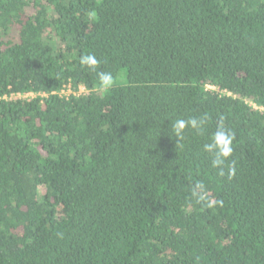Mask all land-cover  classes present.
I'll return each instance as SVG.
<instances>
[{
	"label": "trees",
	"instance_id": "16d2710c",
	"mask_svg": "<svg viewBox=\"0 0 264 264\" xmlns=\"http://www.w3.org/2000/svg\"><path fill=\"white\" fill-rule=\"evenodd\" d=\"M0 264H264V0H0Z\"/></svg>",
	"mask_w": 264,
	"mask_h": 264
},
{
	"label": "clouds",
	"instance_id": "9594fccd",
	"mask_svg": "<svg viewBox=\"0 0 264 264\" xmlns=\"http://www.w3.org/2000/svg\"><path fill=\"white\" fill-rule=\"evenodd\" d=\"M99 61L93 54L81 56L80 64L86 67L91 72H97L99 83L103 89L107 90L113 87L115 77L111 72L98 71ZM208 117L202 115L200 117H190L188 119L178 118L171 121V136L175 137L177 144L184 139L185 132L191 128L198 134H204ZM235 134L230 130H225L223 127V119L221 118L217 130L211 136L210 142L203 145V150L211 157V166L217 169V175L220 177L227 176L232 179L236 174L235 161H230L233 155V141ZM230 161V162H229ZM193 196L202 203H206L207 207L214 206V202L209 198L206 186L197 182L192 190ZM222 204V201L219 202Z\"/></svg>",
	"mask_w": 264,
	"mask_h": 264
},
{
	"label": "built area",
	"instance_id": "2783aa9c",
	"mask_svg": "<svg viewBox=\"0 0 264 264\" xmlns=\"http://www.w3.org/2000/svg\"><path fill=\"white\" fill-rule=\"evenodd\" d=\"M86 93L85 87L81 86L79 88V90H73L70 86L63 89L62 91H60L58 94L62 97H69L71 95H75V96H79ZM56 94V93H53ZM38 96H41L42 98H46L48 97V94L43 93V94H35V93H16V94H12L11 96H6L4 97V99L6 100H33L35 98H37ZM250 105L252 107H254L255 109H259L258 106H256L253 103H250ZM260 110H263L262 108Z\"/></svg>",
	"mask_w": 264,
	"mask_h": 264
}]
</instances>
